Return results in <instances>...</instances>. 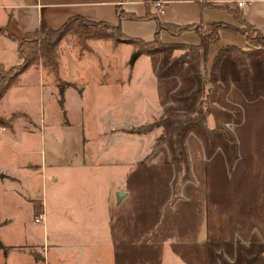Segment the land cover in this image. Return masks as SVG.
<instances>
[{"label":"rangeland","instance_id":"1","mask_svg":"<svg viewBox=\"0 0 264 264\" xmlns=\"http://www.w3.org/2000/svg\"><path fill=\"white\" fill-rule=\"evenodd\" d=\"M74 30L51 52L69 117L58 123L46 86L21 83L32 120L28 153L0 161L21 180L0 186V221L10 217L0 226V264L12 247L4 244L16 250L5 264H264V54H224L213 65L225 44L251 47L218 26L205 49L142 54L128 66L130 44L112 48ZM158 36L200 41L194 30ZM45 59L36 65L51 81ZM17 91L0 114L18 105ZM192 116L207 124L176 128L175 119ZM156 119L145 132L128 131ZM22 160L46 170L20 169ZM38 213L44 218L34 221Z\"/></svg>","mask_w":264,"mask_h":264},{"label":"crops","instance_id":"2","mask_svg":"<svg viewBox=\"0 0 264 264\" xmlns=\"http://www.w3.org/2000/svg\"><path fill=\"white\" fill-rule=\"evenodd\" d=\"M144 2L149 3V0H0V62L8 66L7 64L10 65L17 61L15 38H20L25 32L36 29L41 25L57 28L72 16H79L91 21H105L111 25H119L126 34L138 36L146 40L151 39L155 25L152 18L118 19L115 14L116 4H121L124 9L134 12L136 15H142L145 12ZM137 6L142 7V11H138ZM234 8L240 10V18L242 20L252 25L264 36V0H243L240 6L236 4L235 0H163L161 10L157 11V13L159 19L178 24L196 21L222 22L231 27L238 25L236 18L232 14V9ZM6 34H10L13 38ZM241 48H246V45H241ZM225 58L227 56L223 54L220 57V61L222 62ZM46 77L50 76L42 70V67L31 65L20 73L18 81L10 86L0 98L1 103L7 94L17 87V94L19 98L21 96V100L18 98V105H11L7 112L0 114V117H6L12 111L22 113L11 121L10 127H0V161L3 154H8L9 152L16 155L28 153L27 149H24L25 145L22 141L29 138L27 135L30 132L26 124H30L29 121L32 120V117L29 107L23 103L25 101L22 94H27L28 91L25 84L22 88V81L27 83L33 82V85L36 84V88L39 92L41 90L42 93L44 86L48 88L49 95L52 93L54 97V107H57L58 123L61 122L63 113H65L66 117H69V110L65 105L67 97H69L66 93L67 90H63L61 108L56 98L57 80L53 77L50 81V78L47 79ZM61 79L63 80V78ZM78 101H80L79 97ZM86 105L85 103L83 106L86 107ZM21 118L23 121L18 128L15 125V121ZM69 120L71 123L70 118ZM81 128L80 124V130ZM82 138L81 133V141ZM37 166L40 168V171L43 168L46 170V164H42L41 162L36 164L28 162V160H22L18 164L20 169L27 168V170L28 168H36ZM15 176L5 168V164L0 165V186H5L2 184L3 180L14 182L17 180L19 183L21 180ZM17 192L20 194L19 191ZM38 207L41 206L39 205ZM6 218L8 219L4 223L2 221L5 219L0 221V226L10 221V217ZM4 245L12 246L5 252L6 257L3 260L5 264L7 255L11 251L16 250H13L15 249L13 244Z\"/></svg>","mask_w":264,"mask_h":264},{"label":"trees","instance_id":"3","mask_svg":"<svg viewBox=\"0 0 264 264\" xmlns=\"http://www.w3.org/2000/svg\"><path fill=\"white\" fill-rule=\"evenodd\" d=\"M144 4L145 12L142 15H136L134 12L124 9L121 4H116L115 14L118 19L152 18L155 22V28L152 33V38L148 40L124 33L119 25H111L105 21H91L79 16H72L68 18L57 28L41 25L36 29L25 32L20 38H15L17 61L8 66H5L2 62H0V98L10 86L18 81L20 73L26 70L29 66L36 65L37 56L39 55L41 58H46L45 64L48 66L47 70L51 71L54 79L57 80L60 94L58 98V104L62 108V84L66 82H64L58 74V62L55 58V55H52V53L54 52V49L61 37L73 28H75L74 31L78 35L81 33L80 35H85L86 37L108 40L112 48L118 46L121 43L130 44L132 49L127 59V64L130 66L136 57L142 54L149 55L173 48L190 47L192 49H205L206 44L216 38V28L218 26L229 27L228 24H223L222 22L196 21L178 24L174 22L163 21L159 19L157 11L154 10L148 2H144ZM232 14L236 18V21L241 23L242 26H231L230 28H233L234 30L241 33L244 39L249 43V45H251V47L241 48L233 44H225L218 49L214 57L213 65H215L220 57L225 53H228L234 59H238L240 55L246 57H256L257 55L264 54V48L261 46H264V36L256 28L240 18L239 9H232ZM160 30H165L172 35H177L180 32L186 30H194L200 37V41L198 44H186L183 42L166 43L161 41L158 36ZM6 35L13 38V36L10 34ZM243 62L241 61L237 64V66L240 68V74L246 75L248 69L244 66ZM200 113L201 111L196 109V115ZM20 114L22 113L19 111H12L6 117H0V126L10 127L11 121ZM163 119L164 120L162 122L166 121L167 117H163ZM158 121L159 119L147 123H141L137 126L129 128L128 131L135 133L145 132L154 124H157ZM174 122L176 124V128H179L182 124L194 122L203 124L204 126L207 124L203 116L199 119H197V116L178 118L175 119ZM10 247L11 246H4V249ZM34 254V257L37 260L43 262L42 259H39L36 253ZM247 264H251V262Z\"/></svg>","mask_w":264,"mask_h":264},{"label":"built area","instance_id":"4","mask_svg":"<svg viewBox=\"0 0 264 264\" xmlns=\"http://www.w3.org/2000/svg\"><path fill=\"white\" fill-rule=\"evenodd\" d=\"M236 4L240 6L243 3V0H235ZM151 6L156 10L160 11L163 5V0H149ZM43 219V213H38L34 216V221H39Z\"/></svg>","mask_w":264,"mask_h":264}]
</instances>
